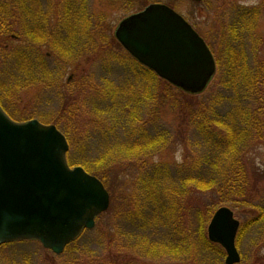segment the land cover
<instances>
[{"label":"rangeland","instance_id":"1","mask_svg":"<svg viewBox=\"0 0 264 264\" xmlns=\"http://www.w3.org/2000/svg\"><path fill=\"white\" fill-rule=\"evenodd\" d=\"M9 1L14 5L20 2ZM23 1L25 9L18 5L14 11L16 19L10 22L15 30L19 29L20 37L8 45L0 60V104L18 122L37 119L55 125L70 140L68 157L77 164L74 166H86L89 173L103 178L111 203L97 219L95 228L85 231L61 255L36 241L18 242L0 248V264H226L223 247L217 244L215 252H208L201 238L203 233L208 238L210 209L212 215L222 206L231 208L240 221L236 238L241 254L239 264H264V217L258 218L264 212V174L257 172H264V142L253 147L246 158L250 175L258 179L257 191L251 194L255 196L254 208L235 198L225 202L226 198L219 197L214 189L200 191L197 182L188 178L205 176L207 170H212L208 165L216 163L217 156L193 131L195 124L186 116L185 104L195 108L207 105V115L217 111L221 116L229 114L231 121L238 118V109H254L252 96L235 93L242 91L238 85L232 83L228 90L222 86L225 79L219 74L220 68L226 69L228 41L220 46L217 27L223 0ZM259 1L241 0L240 4L255 6ZM150 4L175 10L206 41L215 59L216 52L221 55L220 67L215 62L217 72L213 81L196 99L184 98L181 89L154 71L157 76L153 77L150 69L128 53L115 37L124 19ZM56 13L67 16L59 23ZM233 15L234 12L232 19ZM230 19L229 16L227 24ZM261 23L259 41L249 37L244 46L252 66H256V61L264 62V19ZM29 27H44L46 34L51 33L52 44L70 43V49L68 43L58 49L71 53L68 57H77L65 67L50 58L48 66H43L33 53L32 65L28 66L23 54L28 47L24 29ZM77 28L79 35H75ZM47 48L41 49L48 52ZM255 68L250 70L255 73ZM165 81L173 88L161 86L160 82ZM99 91L101 96L97 95ZM115 104L118 108L113 107ZM137 128L140 130L133 133ZM143 134L149 139L159 137L165 144L137 159L127 149ZM155 166L165 170L160 179L153 175ZM141 175H146L151 186L160 180V190L165 188L168 196L161 208L153 202L146 205L140 220L129 216L134 205L128 204L134 203V197L141 201L147 194L141 188ZM254 218L257 220L252 221Z\"/></svg>","mask_w":264,"mask_h":264},{"label":"water","instance_id":"2","mask_svg":"<svg viewBox=\"0 0 264 264\" xmlns=\"http://www.w3.org/2000/svg\"><path fill=\"white\" fill-rule=\"evenodd\" d=\"M115 35L140 63L186 93L204 92L216 73L204 39L166 5L151 4L127 17ZM68 151L55 125L15 121L0 105V246L36 240L60 255L109 209L103 182L81 166L71 167ZM239 228L226 206L208 225V239L224 248L226 264L241 262Z\"/></svg>","mask_w":264,"mask_h":264},{"label":"trees","instance_id":"3","mask_svg":"<svg viewBox=\"0 0 264 264\" xmlns=\"http://www.w3.org/2000/svg\"><path fill=\"white\" fill-rule=\"evenodd\" d=\"M240 2L241 0H223L221 5V17L217 27L221 34L220 46L225 43V40L228 41V45L226 47V51L224 49V51L226 52V54L224 53L226 55V59L224 61L226 63V69L220 68L219 75L220 78H222L223 76V78L225 79L222 85L225 90H228L227 88L231 87L232 83H234L238 85L242 90L235 93H241L245 97H247L248 94L252 96L251 102L254 105V109L251 112L245 111L243 107L238 109V118L231 121L232 117H230L229 114L225 117L217 114V111H212V114L207 115V113L210 111L208 110L210 109V107L207 109V105L201 104L198 105L197 108H195L193 105L187 103L185 104L186 106H184V108H186L187 110L186 116L191 117V121L195 124L193 131L196 130L198 134L204 139V142L216 154L217 160H215V162L218 163L212 164L210 162V165L208 166L211 167L212 170H207L206 175L209 173L207 177H205V175L198 178L193 175H188V178L194 179L197 182V187L200 191L207 192L214 189L216 190L219 197H222V199L226 198L224 199L225 202H230L231 198H235L239 203L254 208L255 203L253 202V200L255 196L253 197L251 196V194L253 191H257L258 179L254 178V175L252 173L250 175V172L246 166V158L247 153H249L253 147L264 142V62L256 61V66H252L250 63H248V55L245 53L246 51L244 50V46H247L249 37L251 39H254L256 42L259 39L257 33H259L260 31L262 24L261 22L262 19H264V0H260L259 3L255 6L242 5L240 4ZM23 4H25L23 0H20V2L18 3V5H21V7L25 9ZM18 5H14V3L9 0L0 1V60L3 55L6 54L8 45L10 47V43L14 39H18L20 37L19 29L15 30L14 26L11 24V21H15L16 19L14 11L15 8L19 7ZM77 12L80 13V10H77ZM233 12L234 18L232 19L231 15ZM56 16L58 17L57 19L60 23L63 16H67V14L61 15L60 13H56ZM229 16L231 17V19L229 20V24H227V18H229ZM45 21L46 20H44L43 22ZM48 21L49 19L45 22L46 25H48ZM79 29L80 28H77V31L75 30V35H79ZM44 30V27H40L39 29L35 30H33L31 27L24 29V34L28 37V47L27 53L23 55L24 60H26L25 62L28 63V66L29 63H31L32 65L33 60L31 59L33 53L37 56V59L41 64H43V66H48L47 61L48 58H50L53 61H57V65L59 62H61L65 67V65L70 63L69 61H72L77 57H68L71 53L60 51L58 48H60V46H65V44L68 42L64 43L61 41L60 43L52 44L49 40L51 33L46 34V30ZM87 34L88 36H90L89 32H87ZM80 37H82V35ZM45 46L48 47V52H45L41 49ZM67 47L69 49L71 48L70 43L67 44ZM13 49L16 48L13 47ZM216 61L218 67H220V65L222 64L221 55H217V52ZM31 67L32 66H30L29 69ZM254 67H256L255 73L250 70L252 68V70H254ZM25 70H27V68H25ZM148 72H150L153 77L157 76L151 70ZM160 83L161 86L164 87L165 85H168L166 86V88H173L172 85H169V83L167 84L166 81ZM78 91L79 94H81V90ZM78 91H76L77 94ZM166 92L169 99H171L170 92ZM180 93L184 96V98H187L188 100L198 98L196 97V95L186 93L182 90H180ZM97 95L101 96V92L97 93ZM113 107L118 108L116 104ZM211 115L214 116L210 118ZM135 119L140 123L138 116H136ZM139 130L140 129L137 128L133 131V133H137ZM141 137L142 138L137 140L130 148L127 149L129 151V154L134 155V157H136L137 159L144 156L143 154L145 153L146 157L149 151L156 152V150H160L159 147L164 146L165 144L164 142L160 141L159 137H156L157 139H149L144 134ZM68 141L71 145L69 139ZM128 157L131 159V156ZM68 162L71 166L77 165L74 164V162L69 157ZM208 163L209 162H207L206 164ZM84 167L85 169H87L86 166ZM214 167H217V169H214ZM257 172L258 174H264V172ZM164 173L165 170H159L157 169V167L153 169V175L156 177V179H160ZM95 175H97V177H99L103 181V178H101L98 174ZM141 176L142 177L140 183H142L143 185V187L141 188L142 190L144 189L145 191H147V194L143 196L141 201H136L135 197L134 203L131 204V201L128 204L127 201L128 205H134V210L132 211V209H130V211L128 212L129 216L138 217V219L140 220L142 219L141 215L145 214L146 212V205L153 202L157 204L155 206L156 208H161L162 206H164V199L168 196V191H166L165 188H162L160 190V186L158 185V183L161 182L160 180H158L155 185L151 186L150 181L145 177L146 175ZM134 211L139 213V215H137ZM209 213L207 216L211 218L213 214L211 215V213ZM203 214L204 212L200 214L201 218ZM263 217L264 212H260L258 218ZM255 220H257V218H254V220L252 221ZM203 234L201 235L203 246L205 247L206 251L208 250V252H213L214 247H217V244L211 242L208 238H206L205 234ZM11 244L3 245L1 247ZM221 251L220 252L224 254V250L221 249Z\"/></svg>","mask_w":264,"mask_h":264}]
</instances>
